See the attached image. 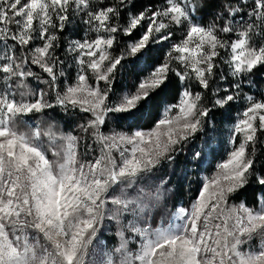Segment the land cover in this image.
Returning a JSON list of instances; mask_svg holds the SVG:
<instances>
[{
	"label": "snow or ice",
	"instance_id": "1",
	"mask_svg": "<svg viewBox=\"0 0 264 264\" xmlns=\"http://www.w3.org/2000/svg\"><path fill=\"white\" fill-rule=\"evenodd\" d=\"M0 264H264V0H0Z\"/></svg>",
	"mask_w": 264,
	"mask_h": 264
}]
</instances>
